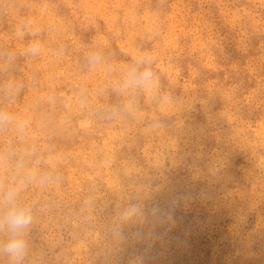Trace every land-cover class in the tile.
<instances>
[{
  "label": "rangeland",
  "instance_id": "rangeland-1",
  "mask_svg": "<svg viewBox=\"0 0 264 264\" xmlns=\"http://www.w3.org/2000/svg\"><path fill=\"white\" fill-rule=\"evenodd\" d=\"M137 53L156 88L125 108ZM9 79L25 126L0 152L51 175L24 193L31 264H264V0H0ZM132 205L143 216L120 222Z\"/></svg>",
  "mask_w": 264,
  "mask_h": 264
},
{
  "label": "clouds",
  "instance_id": "clouds-1",
  "mask_svg": "<svg viewBox=\"0 0 264 264\" xmlns=\"http://www.w3.org/2000/svg\"><path fill=\"white\" fill-rule=\"evenodd\" d=\"M41 50V44L35 41L25 51L35 57ZM6 59L11 63L14 54H6ZM86 62L95 69L103 66L106 57L103 51L93 49L86 55ZM151 63L150 56L137 53L122 72L118 91L125 96V108L136 102L139 93L152 94L155 90L157 77ZM21 87L20 83L11 79L0 84V130L22 129L25 126V121L8 107L14 103ZM110 111L118 115L120 109ZM33 157L34 151L8 149L0 152V256L6 257L8 264H31L29 232L35 221V204L26 200L24 193L30 186H43L51 179V175L40 168V160ZM152 212L160 217L166 215L159 208H154ZM142 216V209L132 205L121 211L119 219L120 222H127ZM131 264H143V258L137 256Z\"/></svg>",
  "mask_w": 264,
  "mask_h": 264
},
{
  "label": "bare ground",
  "instance_id": "bare-ground-1",
  "mask_svg": "<svg viewBox=\"0 0 264 264\" xmlns=\"http://www.w3.org/2000/svg\"><path fill=\"white\" fill-rule=\"evenodd\" d=\"M190 4V3H189ZM183 11V10H182ZM48 25V24H47ZM207 27V26H206ZM230 32V31H229ZM171 48V47H170ZM5 50V49H4ZM199 66V65H198ZM223 66V65H222ZM36 73V72H35ZM67 78V77H66ZM31 82V81H30ZM58 108V107H57ZM40 120V119H39ZM154 156V155H153Z\"/></svg>",
  "mask_w": 264,
  "mask_h": 264
}]
</instances>
